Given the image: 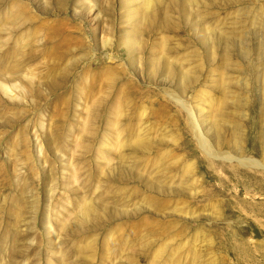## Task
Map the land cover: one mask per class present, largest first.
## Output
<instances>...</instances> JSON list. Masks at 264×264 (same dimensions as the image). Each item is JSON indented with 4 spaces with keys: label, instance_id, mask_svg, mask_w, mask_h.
I'll use <instances>...</instances> for the list:
<instances>
[{
    "label": "rangeland",
    "instance_id": "rangeland-1",
    "mask_svg": "<svg viewBox=\"0 0 264 264\" xmlns=\"http://www.w3.org/2000/svg\"><path fill=\"white\" fill-rule=\"evenodd\" d=\"M0 264H264V0H0Z\"/></svg>",
    "mask_w": 264,
    "mask_h": 264
}]
</instances>
